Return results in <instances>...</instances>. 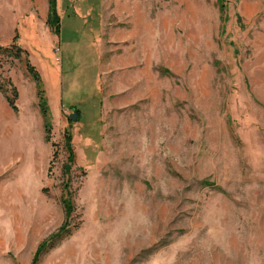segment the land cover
<instances>
[{"label":"rangeland","instance_id":"obj_1","mask_svg":"<svg viewBox=\"0 0 264 264\" xmlns=\"http://www.w3.org/2000/svg\"><path fill=\"white\" fill-rule=\"evenodd\" d=\"M30 2L17 44L52 142L45 170L0 171V264L64 222L68 126L72 231L38 264H264V0H59L58 35ZM26 58L1 50L0 76L35 94ZM4 142L29 141L19 124Z\"/></svg>","mask_w":264,"mask_h":264},{"label":"crops","instance_id":"obj_2","mask_svg":"<svg viewBox=\"0 0 264 264\" xmlns=\"http://www.w3.org/2000/svg\"><path fill=\"white\" fill-rule=\"evenodd\" d=\"M43 16H45V20L48 19L47 14H43ZM27 17L32 19V23H35L36 17H38L33 13V5L30 0H0V46H10L15 41L16 43H20L21 23ZM13 82L15 83L14 79ZM35 88V94H32L33 92L29 89H25L23 92V88L19 87V111L17 112L11 107L4 93L0 91V171L5 169L17 171L21 178L23 170H25L23 167L26 164L31 163L33 165L34 161L35 166H39L43 170L46 169L48 164L47 143L49 142L45 139L44 119V140L41 139L40 141L39 139L40 132L37 120L39 113L41 115L42 113L39 107L36 83ZM21 102L25 103V109L21 105ZM19 124L23 127L29 142L26 145L7 148L4 139L9 138L14 127ZM32 138H38L36 147L32 144ZM20 182L24 188L23 194L25 195L27 193L30 195L29 191H27L28 188L24 186L22 180ZM27 249L32 250L33 248H31V245H28Z\"/></svg>","mask_w":264,"mask_h":264},{"label":"trees","instance_id":"obj_3","mask_svg":"<svg viewBox=\"0 0 264 264\" xmlns=\"http://www.w3.org/2000/svg\"><path fill=\"white\" fill-rule=\"evenodd\" d=\"M49 11H48V19L47 23L50 26L51 30L57 35L60 34L61 31V11L59 7V0H48ZM221 11H224V5L221 3ZM18 37V36H17ZM13 49V50H8ZM10 51L16 58H20L22 53L27 55L25 60V66L29 73V75L33 78L37 86V95L39 99V107L44 119V130H45V139L48 142H52V118L50 113V107L45 96V90L42 86V77L41 73L38 70L37 66L34 65L28 55L26 49L19 46L16 41L10 46H0V51ZM164 73L169 74V69H164ZM0 91L4 93L6 98L8 99L11 107L17 112L19 111L18 106V98L19 92L17 87L11 82L7 81V84L2 82L0 76ZM78 116H79V110ZM72 125V124H71ZM65 137V150L67 153V160L63 165V171L66 176L69 178L66 179V182L63 184V194L61 197V202L64 207L65 218L63 224L52 234H50L47 238H45L38 246L37 251L34 255V258L30 264H38L41 257L47 253L49 250L54 248L58 242L64 239L66 236L71 234L72 231V219L73 213L76 210L74 196L75 191L71 186V172L76 163V152L74 149V138L71 126H68L64 133Z\"/></svg>","mask_w":264,"mask_h":264},{"label":"water","instance_id":"obj_4","mask_svg":"<svg viewBox=\"0 0 264 264\" xmlns=\"http://www.w3.org/2000/svg\"><path fill=\"white\" fill-rule=\"evenodd\" d=\"M70 118L72 121L78 120V112L75 110L72 114H70Z\"/></svg>","mask_w":264,"mask_h":264}]
</instances>
